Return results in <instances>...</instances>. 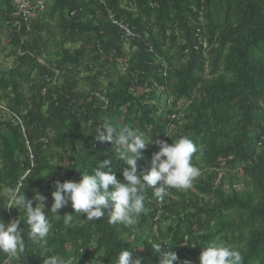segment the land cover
Segmentation results:
<instances>
[{
  "label": "trees",
  "instance_id": "trees-1",
  "mask_svg": "<svg viewBox=\"0 0 264 264\" xmlns=\"http://www.w3.org/2000/svg\"><path fill=\"white\" fill-rule=\"evenodd\" d=\"M108 9L142 39H122ZM16 11L13 0L0 3V29L9 34L0 57L12 58L0 66V220L25 215L4 208L3 198L26 171L18 192L32 199L38 191L49 208L57 180L79 181L108 156L123 182L115 141L95 140L108 121L150 141L189 137L200 176L186 190L169 189L161 205L148 188L132 228L109 224L110 208L96 221L72 213L68 224L70 205L61 216L48 211L49 255L115 264L125 248L141 264H158L151 246L159 239L173 245L174 264H199L203 246L217 241L243 264H264V0H51L29 32L15 24ZM158 150L146 145L138 171ZM39 255L26 240L20 258L0 253V264H43Z\"/></svg>",
  "mask_w": 264,
  "mask_h": 264
},
{
  "label": "clouds",
  "instance_id": "clouds-1",
  "mask_svg": "<svg viewBox=\"0 0 264 264\" xmlns=\"http://www.w3.org/2000/svg\"><path fill=\"white\" fill-rule=\"evenodd\" d=\"M95 140L115 141V154L127 165L123 170L124 181L117 178L113 161L109 158L111 156H108L98 160L91 173L83 174L79 181L57 180L51 193L53 202L50 208L45 206L44 195L36 191L34 197L29 199L24 191L18 192L21 188L18 184L11 194V202L4 208H16L25 215H19L7 224L0 220V253L20 258L25 253L27 240L36 246L43 264H69L58 254H48V237L53 230L48 211L61 216L59 210L70 205L73 209L71 214L63 215L64 223L68 224L73 220L72 213L80 217L86 214V220L96 221L110 208L109 224L132 228L138 224L145 210L148 188L154 190L157 201L165 200L169 189L186 190L200 176V169L192 162L199 149L187 136H181L171 144L164 140L150 141L142 131L129 126L117 129L105 121L95 130ZM153 142L158 144L159 150L152 155L150 167L138 171L137 161L144 158L142 150ZM21 221L27 226L26 234L25 228L19 227ZM172 246L159 239L152 242L151 250L159 257L158 264H174L178 260L177 253L171 250ZM243 259L241 253L231 245L217 241L203 246L199 254V264H243ZM115 264H141V258H133L130 250L121 248Z\"/></svg>",
  "mask_w": 264,
  "mask_h": 264
},
{
  "label": "built area",
  "instance_id": "built-area-1",
  "mask_svg": "<svg viewBox=\"0 0 264 264\" xmlns=\"http://www.w3.org/2000/svg\"><path fill=\"white\" fill-rule=\"evenodd\" d=\"M6 0H0V3L5 2ZM51 0H13L14 5L17 7V11L14 13L16 16L15 24L18 25V28H24L27 32L32 30V20L39 13L45 11L48 7V4ZM100 3L104 4L105 0H99ZM107 17L116 25L120 30L121 38L127 41L142 39V36L131 26L129 25L122 17L116 15L112 9H108ZM198 38L203 44V48L207 53L210 47L209 41L202 33H198ZM149 50L153 51V45L149 42L146 43ZM205 53V54H206ZM163 66L165 72L169 68L167 62L163 60ZM166 74V73H165ZM29 174V171H26L25 175L21 177L19 181V186L22 185V180L26 175ZM164 199H158L159 203H162Z\"/></svg>",
  "mask_w": 264,
  "mask_h": 264
},
{
  "label": "rangeland",
  "instance_id": "rangeland-1",
  "mask_svg": "<svg viewBox=\"0 0 264 264\" xmlns=\"http://www.w3.org/2000/svg\"><path fill=\"white\" fill-rule=\"evenodd\" d=\"M9 36V34H7V32H6V30H1L0 29V39H1V43L3 44L4 43V41H6L7 42V40H8V37ZM0 56H4V53H2V50H1V44H0ZM11 61H12V58H9V59H7V60H5L4 58L2 59V57H0V66H1V64L4 62V65H7V64H11ZM107 80L106 79H102V83L104 84V85H106L107 84ZM162 100L164 101V98H162ZM242 187V185H239V189ZM225 188L226 189H230V186H228V184H226L225 185ZM9 198L10 197V200H8V203H10L11 202V196L9 195V193H8V191H5V195H4V201H6V198Z\"/></svg>",
  "mask_w": 264,
  "mask_h": 264
}]
</instances>
